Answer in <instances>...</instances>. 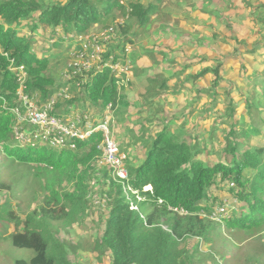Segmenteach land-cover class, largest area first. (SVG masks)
Wrapping results in <instances>:
<instances>
[{
	"label": "trees",
	"instance_id": "obj_1",
	"mask_svg": "<svg viewBox=\"0 0 264 264\" xmlns=\"http://www.w3.org/2000/svg\"><path fill=\"white\" fill-rule=\"evenodd\" d=\"M120 1L0 0V155H3V164L8 171L15 162L18 168H23L14 184L3 181L0 175V189L8 192V196L0 201V241H8L11 250L14 246L28 251L13 256L12 264H74L66 255V246L56 237L55 226L58 222L68 227L81 222L92 202L89 194L97 191L107 197L108 214L104 230L95 236L93 251L98 255L108 251L110 264H219L222 259L219 256L216 259L218 250H214L217 249L214 245L221 237L215 234L212 223L197 213L204 210L210 214L215 207L212 202L221 203L218 200L221 192L228 191L243 206L238 213L222 217L224 223H217L220 231L223 228L228 233L264 231V138L259 146L250 144L251 136L264 135L256 124L241 132L246 139L244 147L238 142L241 135L233 137L236 124L232 123L229 131L231 141L227 138L223 147L229 156L225 161L212 165L199 158L202 149L197 143H189L192 136L184 132L183 126L178 133L162 130L146 142L148 151L141 164L134 169L131 164L130 169L127 165L129 178L126 183L138 191L141 200L125 190L124 184L110 176V170L105 167L102 168V177L96 176L101 180L100 187L94 189L95 186H91L89 178L93 176L94 168L90 164L96 163L101 154L103 137L99 131L87 140L78 141L74 151L17 144L13 136L15 115L11 109L23 108L18 95L20 81L11 68L22 66L26 73L24 95L35 98L37 102L48 101L62 86L61 79L56 84L52 60L57 58L58 62L61 57H67L75 47L74 40L63 42V36L85 34L91 29L101 30L118 17L128 14L129 19L136 22L137 29L131 35L134 24H128V21L121 26L120 33L134 39L140 28L146 30L159 15L166 0H126L125 5ZM169 1L174 5L177 0ZM47 28L51 29L52 36L58 32V38L49 41V46L57 45V50L47 54L49 49L42 47L44 54L39 56L33 50L38 49L34 32ZM207 72L215 75L214 90L222 80L218 67L206 68L201 74H191L187 79L196 83ZM156 77L146 78V99L152 95L160 98L167 95L164 93L169 90L168 79ZM250 82L253 90L245 87L247 94L242 96L245 107L248 113L255 109L259 113L264 112V66L261 70H253ZM68 83L75 87L74 81ZM132 84L133 81L127 88H118L109 70L90 72L82 88L71 91L73 97L70 100L56 103L55 114L60 115L65 106L81 108L83 114L93 111L91 115L100 113L108 103H112V110L118 107L125 109L129 99L126 95ZM254 85L261 86V94L256 92ZM224 89L225 115L233 119L237 108L229 89ZM153 92L161 93L150 94ZM261 116L264 123V115ZM141 142L144 143L143 138ZM30 168L34 172L32 177ZM36 177L42 189L31 191L29 181H35ZM68 184L71 185L69 190L65 189ZM145 185L152 189L144 190ZM42 190V202L35 209H30V204L26 208L20 206L23 213L20 215L17 202L24 192H30V201L37 199ZM129 202H135L139 211L131 209ZM169 207L182 209L187 214L173 212ZM2 223L12 225V232L6 234ZM196 238L202 239L209 250L200 249L199 240L191 245L189 241ZM261 249L264 245L255 247V254L247 257V261L264 264V253L259 252Z\"/></svg>",
	"mask_w": 264,
	"mask_h": 264
},
{
	"label": "rangeland",
	"instance_id": "obj_2",
	"mask_svg": "<svg viewBox=\"0 0 264 264\" xmlns=\"http://www.w3.org/2000/svg\"><path fill=\"white\" fill-rule=\"evenodd\" d=\"M42 1L64 3L67 0ZM127 22L128 24L136 23L129 17L126 19ZM136 29L137 24H134L131 28V35ZM57 33L55 31V36H52L50 28L36 30L34 37L38 41V49L33 50L39 56L44 54L43 48L49 49L46 51L47 54L53 53L57 50V45L50 47L49 43L52 42V39L58 38ZM60 38L62 37L60 36ZM132 40L133 53L131 55L133 61L147 58L144 64L146 67L143 69V73L135 72L133 69L134 81L126 95L129 98L128 104L124 106L125 109L115 108L109 116L111 119V134L115 137L119 150L126 156L124 164L127 171V180L122 183L117 178L115 179L117 182L124 184L125 190L137 194L138 191L126 183L129 178L128 168L130 169L132 165V169H134L141 164L148 151L146 142L153 139L162 130L178 133V129L183 126L184 132L190 133L192 136L189 143H197L202 149L199 158L211 165L223 162L228 158L229 155H226L223 147L227 142V138H230L231 141L232 137L229 131L232 123L236 124L233 137L240 136L243 130H248L255 124L260 127L262 133L264 132V123L261 116L264 115V112L259 113L255 109V111L248 113L242 97L243 94H247L244 91L245 87L250 91L253 90V87H250V81L254 68L261 70L264 66V0H177L174 5L166 0L160 8L159 15L151 21L146 30L140 28L137 37ZM64 41L68 43L72 40L64 38ZM66 56L61 57L58 62H56L57 58L52 60V70L57 78L56 84L62 79L67 64L66 61L69 60V54ZM135 65L136 63H134ZM216 67L224 75V83L221 80L214 90H212L213 80L215 79L213 73H205L196 83L187 79L191 74L198 75L206 71V68ZM154 76H158L157 79H168L169 90L164 93L167 94L164 97L160 98L152 95L150 99H146L145 92L148 84L146 78ZM82 86L83 84L80 86L75 85V87L69 85V88L71 91H76V88L79 87L78 91ZM224 86L228 87L227 89L231 93L230 97L233 98L237 108L233 119H229L225 115L227 103ZM254 89L259 94L262 93L260 85H254ZM205 90H210V92L208 93ZM160 93L153 92L150 94ZM71 95L73 97V93ZM214 95H216V98ZM261 103L262 101H259V104ZM72 108L74 109V106ZM252 109L254 110V108ZM62 110V113H64L67 106ZM119 111L120 113L117 114ZM78 112H81V108L78 109ZM92 112L87 115L99 118L100 113L97 116L91 115ZM144 118L147 121H144ZM141 138H143L144 143L141 142ZM263 138L264 135L251 136L250 144L259 146ZM245 140L242 134L238 142L243 145ZM78 141L84 140H75L76 147L72 151L77 149ZM243 146L245 147V145ZM47 147L53 148L48 145L42 148L46 149ZM55 150L62 151L66 149ZM26 151L28 150H21V152ZM101 156L98 157L100 168H108L107 165L100 163ZM3 161V155H0V175L3 181L10 183L14 181L15 183L21 176L23 168H18L15 162L11 170L8 171L4 167ZM90 165L94 169L89 182L91 186H95L94 189H97L100 187L99 182H101L96 177L99 166L97 161ZM108 169L110 170V176H112V168ZM29 173L31 177L34 176L31 168ZM38 175H41V173ZM38 177L35 181H29L31 191L42 189L38 180L40 177ZM69 184L66 185L65 189L69 190L71 188ZM151 189L150 185L144 186V190ZM98 194V191L89 194L92 202L89 204L87 213L81 222L73 223L74 225H69L70 227L63 222L56 223L55 235L66 246V255L74 264H110V253L107 250L103 255H98L96 251H93L92 244L95 241V236L100 235L104 230V221L108 214L107 197L104 193ZM6 196H8L7 190L0 189V201ZM37 196V199L29 201L30 192H24L22 198L17 202L20 215L23 214L19 210L20 206L26 208L30 204L29 208L35 209L42 202L43 190ZM93 196L95 197L94 200ZM138 199L141 200L142 197L138 196ZM218 200H221V203L212 202L215 203L213 210L217 212L218 209L224 208L227 217L231 213V216L234 212L238 213L239 208L243 206L239 203V199L233 198L228 191L221 192ZM129 204L131 209L139 211L135 202H129ZM210 222L215 227V234L221 237L214 245L217 248L214 250H218L215 252L216 259L218 256L222 259L219 264H256L253 261L248 262L247 257H252L255 254V247L264 245V231L256 233L234 231L228 233L225 228H223V232L220 231L215 220L210 219ZM220 223L223 224L224 221ZM1 225H3L6 234L12 232V225L3 223ZM197 240L201 242L200 249L209 250L210 247L206 248L200 238L191 239L189 242L193 245ZM12 249L8 245V241H0V264H12L13 256L28 253L27 250L21 251L14 246ZM259 252L264 253V249Z\"/></svg>",
	"mask_w": 264,
	"mask_h": 264
},
{
	"label": "built area",
	"instance_id": "obj_3",
	"mask_svg": "<svg viewBox=\"0 0 264 264\" xmlns=\"http://www.w3.org/2000/svg\"><path fill=\"white\" fill-rule=\"evenodd\" d=\"M125 5L126 0L120 1ZM128 14L118 17L112 24L101 29L91 30L85 34H69L63 38L74 40V49L69 53V60L62 74L60 84L51 98L37 102L35 98L24 95V80L26 73L22 66L11 68L20 81L18 95L21 108H12L15 115L13 136L22 147H37L48 145L55 149H75V140L88 139L94 132H101L102 156L100 163L112 168L114 179L124 183L127 171L124 160L125 154L118 148L115 137L111 134L109 116L112 114V103L101 110L99 118L78 112L77 108L67 106L64 113L55 114L54 108L59 100H70L72 92L68 81H74L76 86L84 85L90 72L109 70L118 88L128 87L133 81V42L131 37L120 33L121 26L126 23ZM79 87L76 88V90ZM34 100V102H33ZM69 120H66V119ZM116 136V135H115ZM117 138V136H116ZM118 140V138H117ZM119 141V140H118ZM124 164V165H122ZM232 185V184H231ZM177 211V209H172ZM186 214L183 210L178 211ZM224 208L210 214L201 213L203 217L218 222L225 215Z\"/></svg>",
	"mask_w": 264,
	"mask_h": 264
},
{
	"label": "clouds",
	"instance_id": "obj_4",
	"mask_svg": "<svg viewBox=\"0 0 264 264\" xmlns=\"http://www.w3.org/2000/svg\"><path fill=\"white\" fill-rule=\"evenodd\" d=\"M119 142H120V140H119ZM100 148H101V147H100ZM66 150H69V149H66ZM100 155H102V150H101V154H100ZM97 163H98V166H99L100 164H99L98 161H97ZM96 176H97V177H101V176H102V168H100V166H99V169L97 168ZM143 189H144V187H143ZM136 191H137V190H136ZM131 193L135 194L137 200H139V199H138V195H137L135 192L132 191ZM172 209H177V208L169 207V210L173 211ZM179 210H182V209H179ZM179 210L177 209V211H173V212H178ZM212 211H214V210H212ZM178 213H179V212H178ZM201 213H205V214H207V212L204 211V210L199 211L197 214H198L199 216H201V215H200ZM186 214H187V213H186ZM223 216H227V215L225 214V215H223ZM223 216H222V217H223ZM222 217H221V220L218 221V222H216V223H220V222H222ZM202 218H206V219H208V220L210 221V219L207 218V217H202Z\"/></svg>",
	"mask_w": 264,
	"mask_h": 264
},
{
	"label": "crops",
	"instance_id": "obj_5",
	"mask_svg": "<svg viewBox=\"0 0 264 264\" xmlns=\"http://www.w3.org/2000/svg\"><path fill=\"white\" fill-rule=\"evenodd\" d=\"M158 16V15H157ZM157 16H155L154 18H156ZM253 51V50H252ZM133 53V52H132ZM151 54H152V52H151ZM146 55H149V54H146ZM150 56V55H149ZM150 57H152V56H150ZM134 58H135V56H134ZM132 60H133V58H132ZM140 60V61H139ZM139 60H135V63H136V70H135V72L136 71H139L140 73L142 72H144V70L143 69H145V61H147V58H141V59H139ZM254 70H257V68H254ZM154 72V71H153ZM150 74H152V75H154L153 73H150ZM221 75H222V83H224V80H223V77H224V75L221 73ZM133 81H134V78H133ZM224 87H226V86H224ZM228 88V87H227ZM121 136V135H120Z\"/></svg>",
	"mask_w": 264,
	"mask_h": 264
},
{
	"label": "bare ground",
	"instance_id": "obj_6",
	"mask_svg": "<svg viewBox=\"0 0 264 264\" xmlns=\"http://www.w3.org/2000/svg\"><path fill=\"white\" fill-rule=\"evenodd\" d=\"M130 196V195H129ZM131 198V197H130Z\"/></svg>",
	"mask_w": 264,
	"mask_h": 264
}]
</instances>
